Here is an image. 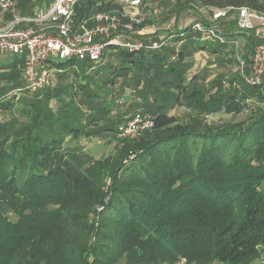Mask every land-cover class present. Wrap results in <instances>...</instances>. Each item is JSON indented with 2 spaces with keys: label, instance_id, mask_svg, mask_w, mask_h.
Instances as JSON below:
<instances>
[{
  "label": "trees",
  "instance_id": "16d2710c",
  "mask_svg": "<svg viewBox=\"0 0 264 264\" xmlns=\"http://www.w3.org/2000/svg\"><path fill=\"white\" fill-rule=\"evenodd\" d=\"M17 1L21 12H29L25 0ZM242 7L264 14V0H175V28L165 27L166 36L143 33L145 43H163L159 48L134 52L121 47V66L113 72L130 76L139 94L129 116H112L109 103L92 104L89 110L67 106L55 128L52 121L40 120L43 108L33 107L42 97L51 100L50 84L21 98L33 112L29 125L0 131V264H177L181 257L186 264H264V82L249 85L237 74L232 78L239 87L224 89L219 78L212 87H192L198 76L185 84L189 52L181 48L178 60L172 58L180 39L193 41L191 53L235 46L217 40L220 45L208 48L207 35L192 25L212 24L219 20L213 13L223 9L237 21ZM191 8L204 10L198 11L199 20L176 28L181 12ZM109 10H122V5L79 0L76 23ZM257 28L229 35L218 30L227 40L247 36L244 60L250 63V50L264 41ZM80 64L61 61L56 74H80ZM23 65L21 57L6 66L22 80L13 88L24 85ZM89 84L81 83L79 90ZM180 103L190 110L184 117L171 113ZM0 106L9 108L11 102L0 101ZM245 109L244 120L217 124L207 119ZM139 111L155 116L154 127L135 138H119L118 125ZM100 135L118 140L105 157L82 144L83 137Z\"/></svg>",
  "mask_w": 264,
  "mask_h": 264
},
{
  "label": "rangeland",
  "instance_id": "374dc122",
  "mask_svg": "<svg viewBox=\"0 0 264 264\" xmlns=\"http://www.w3.org/2000/svg\"><path fill=\"white\" fill-rule=\"evenodd\" d=\"M26 5L30 7L29 13L32 16H36L39 11H48L55 0H25ZM175 0H151L147 4V11L141 12L142 23L136 25L134 34L130 35L135 40H143L147 35H154L157 33L160 36H166L169 30L165 27H168L169 24L173 28L175 25V13L174 12ZM204 10H198L195 8L186 9L181 12L180 16L176 21V28L184 29L187 26H190L195 20H199L201 17L199 12ZM18 12L21 13V9H18ZM204 13V12H203ZM18 14V13H17ZM146 19V22L144 20ZM151 19V20H150ZM212 25L224 33H237L239 31L237 21L234 14H229L225 17H222L219 20H212ZM258 26V25H257ZM155 27V28H154ZM175 28V27H174ZM143 33H146L144 36ZM151 33V34H147ZM199 34H196L197 37ZM237 36V35H236ZM227 38H232V36H227ZM207 40H203L208 48L217 47L220 43L207 36ZM238 42V46H230L215 51L214 49H200L198 51H189V46L193 43L191 39H180L175 41L176 53L172 57L174 61L178 60V51L179 49H185L191 54H185L184 61L189 64V68L186 71L187 79L185 84L193 81L191 79L193 74H197L190 86L194 84L202 85L206 84L209 87H212L213 84H216V79L219 78L221 81L227 77H233L240 72V59H245L246 54L248 53L247 47V36L243 33L239 34L235 38ZM173 42V41H171ZM260 43H264L260 42ZM259 42L255 43V45ZM254 45V47H255ZM121 47L117 46H108L104 50V54L101 60L98 63H94L90 60H80L81 66L76 70V72H70L68 75L63 77H58L56 71L54 70L50 76V90L52 92L51 100H48L47 97H42L40 100H36L33 107H38L42 109L40 120L44 124H48L52 121L55 128L59 127V116L61 110L67 106L74 110L75 107L81 106L83 109L89 110L92 104H105L109 103L113 107L111 111L112 116L117 117L118 115L129 116L133 109V101L139 100L137 95L138 92L135 91V83L132 81L130 76H124L120 73L118 69L117 72H113L117 67L121 66V61L119 60V53ZM186 52V53H187ZM254 49L250 50L249 54H253ZM10 54L7 56L0 57V61H8L11 58H19L21 55L13 56ZM19 56V57H18ZM137 57V54L135 55ZM55 64H52V69L58 68V63L61 62L58 58H55ZM246 61V60H245ZM130 63V62H129ZM126 62V64H129ZM249 70V68H248ZM6 66L0 65V101L4 103L11 102V107L3 108L0 106V131H14L19 127H27L31 121L33 112H29L30 105L24 104L22 102L23 96H28L27 92L21 93L19 98L16 96H9L11 92L16 91L18 87H14L15 83H18L21 80L20 75L14 76L11 74ZM82 71V72H81ZM117 75L115 83L106 84L109 79ZM191 79V80H190ZM89 81L90 84L85 89L79 90V85L83 82ZM213 81V82H212ZM264 82V78H263ZM139 86H143V82ZM212 88H210L211 90ZM218 88H214L215 92ZM95 93V98L91 95ZM153 98V94L150 95ZM82 98V99H81ZM86 98V101H85ZM142 99H140L141 101ZM84 102V103H83ZM117 102V103H116ZM19 107L22 109L19 110ZM85 107V108H84ZM28 108V110H26ZM137 110V109H136ZM134 112V111H133ZM171 113H175L179 116H183L187 113H190V110L186 107V103L175 104ZM248 115L247 109L239 114H228L223 111L216 112L213 114L207 115L209 122L221 124L227 120L237 121L244 120ZM58 122V123H57ZM122 124L118 125V128H121ZM118 137H120L118 133ZM77 142V141H73ZM69 143V141H68ZM118 143L117 139L107 138L104 139L102 135L96 138H87L83 137L82 144L84 145L87 151L93 150L96 156L105 157L110 153ZM109 187H106V190ZM187 259L181 257L177 264H186Z\"/></svg>",
  "mask_w": 264,
  "mask_h": 264
},
{
  "label": "built area",
  "instance_id": "2783aa9c",
  "mask_svg": "<svg viewBox=\"0 0 264 264\" xmlns=\"http://www.w3.org/2000/svg\"><path fill=\"white\" fill-rule=\"evenodd\" d=\"M114 1L122 5V10L99 11L76 23V5L79 0H55L48 11H39L32 18L16 14L17 0H0V17L11 16L0 25V56L11 53L21 55L24 59L21 70L24 85L9 96L19 98L21 93L45 89L50 84L51 73L62 70L59 67L52 69L55 58L60 61L77 59L98 63L108 46L136 52L144 48H159L163 44L157 40L147 44L143 40L133 39L129 34L135 31L136 25L142 23L141 10L151 0ZM227 14V9L215 11L213 19H220ZM237 23L241 30L258 25L256 33L264 35L263 13L247 7L239 8ZM192 28L210 38L238 46L236 39L227 40L212 24L198 21ZM240 62V79L249 85H261L264 78V43L255 46L250 63L244 59H240ZM222 85L224 89H229L239 87L240 82L227 77L223 79ZM252 101L253 98L247 99L248 103ZM154 125L153 114L139 111L121 126L119 135L121 138H135Z\"/></svg>",
  "mask_w": 264,
  "mask_h": 264
},
{
  "label": "crops",
  "instance_id": "0c3cea01",
  "mask_svg": "<svg viewBox=\"0 0 264 264\" xmlns=\"http://www.w3.org/2000/svg\"><path fill=\"white\" fill-rule=\"evenodd\" d=\"M18 13V14H17ZM16 14L17 15H20V16H23V17H35V16H32V15H30V13L29 12H27V13H23V12H21V13H19L18 12V8L16 9ZM11 18V17H10ZM10 18H8V16H7V18L6 17H0V25H3L4 23H6ZM11 53H8V54H4V55H1L0 57H3V56H7V55H10ZM14 57L15 56H17V55H13ZM19 57V56H18ZM21 57L22 56H20L19 58L21 59ZM19 58H11V60H8L7 62L6 61H0V65L1 66H8L11 62H13V61H15L16 59H19Z\"/></svg>",
  "mask_w": 264,
  "mask_h": 264
}]
</instances>
